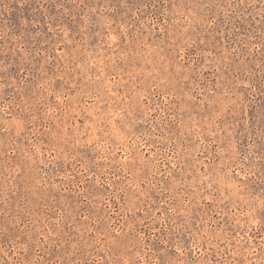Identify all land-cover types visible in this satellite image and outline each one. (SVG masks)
Instances as JSON below:
<instances>
[{"label": "rangeland", "instance_id": "374dc122", "mask_svg": "<svg viewBox=\"0 0 264 264\" xmlns=\"http://www.w3.org/2000/svg\"><path fill=\"white\" fill-rule=\"evenodd\" d=\"M0 264H264V0H0Z\"/></svg>", "mask_w": 264, "mask_h": 264}]
</instances>
